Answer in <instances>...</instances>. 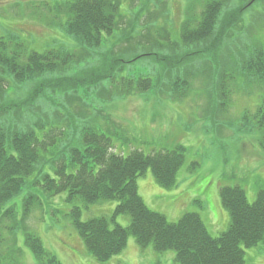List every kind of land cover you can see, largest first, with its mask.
Here are the masks:
<instances>
[{
  "label": "rangeland",
  "instance_id": "obj_1",
  "mask_svg": "<svg viewBox=\"0 0 264 264\" xmlns=\"http://www.w3.org/2000/svg\"><path fill=\"white\" fill-rule=\"evenodd\" d=\"M69 1L0 0V40L8 42V53L16 50L18 43L27 46L24 54L61 46L80 51L82 48L64 31L70 17L66 12ZM189 1L122 0L121 9L126 21L113 34L104 33L102 44L111 58L127 62L135 58L125 71L118 74L116 79L119 84L129 76L148 75L156 79L158 65L154 58L158 54L168 56L171 42L180 41L181 25L187 15ZM225 3V10L239 14L235 17L237 22L231 25L230 32L221 41L224 60L220 59V64L201 56L193 59L178 56L185 68L195 67L190 69L198 74L184 94L167 88L170 82L167 69L161 73L165 86H161L160 90L156 87L144 93L134 90L124 98L116 94L110 98L106 92L103 96L94 85L81 83L83 85L80 84L72 93L81 98H74L65 109L58 107L63 102V95L53 90L46 91V98L49 99L44 112L49 113L50 121L54 123L56 112L67 116L69 111L73 116V125L64 132L63 138L57 137L54 145L41 151L34 172L25 178L22 191L5 204L0 221V264H9L13 258L18 264H40L26 243L27 234L39 236L47 251L63 264H178L173 250L157 252L151 246L142 249L133 236L120 255L107 262L98 261L76 230L73 209L81 207L82 221L94 217L111 218L118 203L109 200L95 204H84L80 200L69 202L66 200L67 192L52 195L43 188L45 176L57 177L55 170L59 164H70V148H81L79 135H82L87 123L112 136V152L118 154L128 155L133 150L152 154L177 145L187 148L185 163L178 173V183L172 189L159 186L151 169L138 179L139 193L146 204L165 215L170 222L178 221L186 212H197L209 232L219 236L230 224V213L220 197L223 186H241L249 202L256 201L258 193L264 189V148L261 144L264 127L260 126L258 116L264 98V84L244 72L241 57L248 55L257 43L264 46V0H226ZM201 11V3H196L192 13L199 15ZM133 20L138 23L134 25L135 32L130 27ZM148 20L151 22L149 27L143 26ZM138 25H142L146 33L149 28L146 38H141L142 28ZM130 33L136 37L132 44L137 46L141 42L142 45L127 47L132 46L126 38ZM161 36L168 39L162 41ZM156 37L159 38L153 41L156 46H145L144 43ZM249 45L254 46L245 49ZM206 48L204 45L194 50L190 48L189 52L213 50ZM186 51L185 48L171 49V52L179 54ZM24 58L21 57V60L24 61ZM90 61L71 64L62 74L82 72L84 67L92 65L88 63ZM95 64L100 65L98 62ZM224 72L233 77L228 76L222 91L221 75ZM174 75L172 73L171 76ZM4 77L7 81L5 94L12 103H19L44 78H64L54 72L18 82L7 71ZM116 93L120 94V91L116 90ZM14 116L9 115L11 123ZM23 118L20 117V120ZM69 171H74L70 165ZM27 207L29 211L26 213ZM6 210L7 213H4ZM116 221L128 227L131 217L121 214ZM243 248L246 264H264V243Z\"/></svg>",
  "mask_w": 264,
  "mask_h": 264
},
{
  "label": "trees",
  "instance_id": "obj_2",
  "mask_svg": "<svg viewBox=\"0 0 264 264\" xmlns=\"http://www.w3.org/2000/svg\"><path fill=\"white\" fill-rule=\"evenodd\" d=\"M191 1L187 3V15L181 25L180 41L171 42L169 45V49L177 51L185 48L187 51L179 54L171 52L170 49L168 56L158 54L154 58L158 65L155 80L148 75L136 78L129 76L119 84L116 79L118 74L125 71L126 66L135 58L129 59V62L111 58L108 51L102 48L104 33L113 34L126 21L121 9L122 0H71L66 4V12L70 17L64 25V31L82 48L80 51L61 46L58 49L28 51L24 54L27 46L18 43L17 49L8 53V42L0 40V221L5 204L22 191L25 178L34 172L41 151L54 145L57 137L63 138L64 132L73 125V116L69 111L67 116L56 112L54 123L50 121L49 113L44 112L49 99L46 98L47 90L63 95V102L58 107L65 109L74 98H81L72 94L81 83L85 86L94 85L103 96L106 92L110 94V98L115 94L124 98L134 90L137 93H144L153 87L160 90L161 86H165L162 84L161 73L167 69L170 80L167 88L184 94L198 74L196 70L190 69L195 67L185 68L178 56L187 59L201 56L208 60L211 58V62L220 63L219 60L224 57L220 50L221 41L230 32L231 25L237 22L235 17L239 12L225 10L226 0ZM199 2L202 11L199 15L193 14L192 11ZM136 9L137 7L134 11ZM133 22H130L133 25L130 27L135 32L134 25L137 22ZM150 23V20L144 21L143 26L149 27ZM138 27L142 28L141 38H146L150 33L149 28L146 33L142 25ZM126 38L132 44L131 41L136 37L134 33H130ZM159 38L162 41L168 39L163 36ZM159 38L144 44L152 48L156 46L153 41ZM139 45H142L141 42H138L137 46ZM203 45L206 49L213 50L189 52L190 48L197 49ZM137 46L132 44L127 47ZM253 46H246L245 49ZM248 52V55L241 57V68L264 84L263 44H255ZM236 56L237 54L234 59ZM85 60H91L88 63L92 65L84 67L82 72L62 74L71 64L85 63ZM97 62L99 66H96ZM6 71L13 74L18 82L44 77L54 72L64 78H44L19 103H12L5 94ZM172 73L176 75L171 76ZM221 76V90L224 91L227 79L233 75L224 72ZM41 100L43 101L40 102ZM10 114L15 115L13 123L9 119ZM22 116L24 118L20 120ZM258 116L261 119L260 126L264 127V98ZM82 117L85 118V115ZM49 127L51 128L47 130ZM79 137L81 148H70V164H59L55 170L57 177L45 176L43 188L52 195L67 192L66 200L69 202L80 200L84 204H95L109 200L118 203L111 218L94 217L82 221L81 207L73 209L72 218L76 230L88 251L98 261L107 262L120 255L131 236L142 249L151 246L157 252L173 250L178 264H246L243 247L250 248L264 243V189L260 190L256 201L249 202L241 186H223L220 197L223 206L230 213V224L227 230L215 237L209 232L199 213L186 212L177 222H170L165 215L151 209L139 193L138 179L149 169L159 186L172 189L177 185L179 170L185 163V146L177 145L152 154L141 150H133L128 155L118 154L112 152V136L88 123ZM261 144L264 148V135ZM69 165L74 169L73 172L69 171ZM7 210L11 212V209ZM28 211L27 207L26 213ZM121 214L130 215L131 223L128 227L117 223L116 219ZM26 241L40 264H63L47 251L39 236L27 234ZM9 264L18 263L13 258Z\"/></svg>",
  "mask_w": 264,
  "mask_h": 264
},
{
  "label": "crops",
  "instance_id": "obj_3",
  "mask_svg": "<svg viewBox=\"0 0 264 264\" xmlns=\"http://www.w3.org/2000/svg\"><path fill=\"white\" fill-rule=\"evenodd\" d=\"M141 183V182H140Z\"/></svg>",
  "mask_w": 264,
  "mask_h": 264
}]
</instances>
